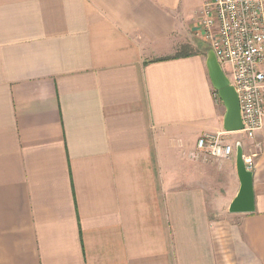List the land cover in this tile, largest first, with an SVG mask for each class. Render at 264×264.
Masks as SVG:
<instances>
[{
    "label": "crops",
    "instance_id": "0c3cea01",
    "mask_svg": "<svg viewBox=\"0 0 264 264\" xmlns=\"http://www.w3.org/2000/svg\"><path fill=\"white\" fill-rule=\"evenodd\" d=\"M205 1L0 0V264H264V127L225 259L236 169L218 194L213 158L191 156L203 133L223 132L234 168L250 146L223 128Z\"/></svg>",
    "mask_w": 264,
    "mask_h": 264
},
{
    "label": "built area",
    "instance_id": "2783aa9c",
    "mask_svg": "<svg viewBox=\"0 0 264 264\" xmlns=\"http://www.w3.org/2000/svg\"><path fill=\"white\" fill-rule=\"evenodd\" d=\"M198 22L196 35L213 52L238 96L241 131L250 141L243 159L253 171L262 148L256 133L264 127V0H206ZM233 153L234 145L216 132L201 134L191 156L225 160Z\"/></svg>",
    "mask_w": 264,
    "mask_h": 264
},
{
    "label": "water",
    "instance_id": "95a60500",
    "mask_svg": "<svg viewBox=\"0 0 264 264\" xmlns=\"http://www.w3.org/2000/svg\"><path fill=\"white\" fill-rule=\"evenodd\" d=\"M206 65L211 83L218 97L225 106L223 128L227 132L241 131L243 128L238 96L220 67L212 51H208ZM235 169L239 188L228 206L230 213H249L254 211V194L252 187L253 171L245 167L243 150L240 143L235 144Z\"/></svg>",
    "mask_w": 264,
    "mask_h": 264
},
{
    "label": "rangeland",
    "instance_id": "374dc122",
    "mask_svg": "<svg viewBox=\"0 0 264 264\" xmlns=\"http://www.w3.org/2000/svg\"><path fill=\"white\" fill-rule=\"evenodd\" d=\"M208 48V47H207ZM224 70L228 72V66H223ZM229 74V73H228ZM205 163H209L214 165L216 170V176L214 181V187L218 190V194L221 193L225 194L226 190L232 186V181L234 177V164H229L225 160H215V159H208ZM217 202H219L216 206V216H215V237H216V247L219 249V254L224 257L228 254L229 249L231 248L232 244L230 245V236L231 232L235 230L236 226L239 224L240 218L242 214H235L230 213L227 211V206L225 203V199L218 195ZM233 259V257H230ZM236 260V259H235ZM232 264L231 261L225 260V263ZM234 262H237L234 261Z\"/></svg>",
    "mask_w": 264,
    "mask_h": 264
}]
</instances>
